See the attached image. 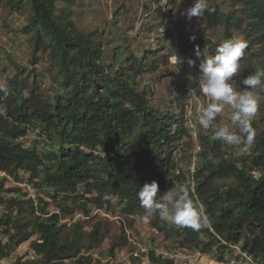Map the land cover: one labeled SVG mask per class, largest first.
Returning a JSON list of instances; mask_svg holds the SVG:
<instances>
[{"label": "trees", "instance_id": "trees-1", "mask_svg": "<svg viewBox=\"0 0 264 264\" xmlns=\"http://www.w3.org/2000/svg\"><path fill=\"white\" fill-rule=\"evenodd\" d=\"M77 3L0 0L1 30L21 37L30 48L28 66L9 59L11 70L6 71L5 85H0V173L16 183L25 182L34 193L31 199L21 187L4 189L6 178L0 177L4 208L0 261L30 242L39 258L13 264H92L87 254L104 240L100 221L85 230L84 223L97 218L94 211L149 215L137 192L152 181L159 186L157 199L173 189L171 154L176 148L183 150L184 137L190 143L184 145L193 146L183 127L184 114L151 106L140 86L142 76L155 74L156 80H163L172 75L160 68L169 57L157 52L164 39L139 53L126 48L121 58L114 49L106 60L104 31H81L71 20V8ZM207 4L213 11L196 18L195 37L180 33L182 52L193 59L197 48L213 54L238 32L248 41L242 76L264 70V0H228L226 11L214 1ZM13 23L17 25L11 27ZM218 27L223 28L224 39L219 42L210 35ZM188 65L179 63L176 68L196 66ZM189 75L182 78L183 88L188 84L197 88ZM184 95L181 91L172 104L184 102ZM219 122L217 115L215 123ZM252 127L253 146L241 156H236L233 146L213 141L211 129L199 130L192 189L189 169L176 177V189L187 188L194 200L206 206L208 227L179 228L149 215L151 226L167 238L178 239L181 247L197 249L211 259L224 260L237 244L257 264H264V109ZM30 134L35 139L27 143ZM190 162L188 157L187 165ZM75 215L84 220L70 226L60 222ZM124 245L122 237L109 254Z\"/></svg>", "mask_w": 264, "mask_h": 264}, {"label": "rangeland", "instance_id": "rangeland-1", "mask_svg": "<svg viewBox=\"0 0 264 264\" xmlns=\"http://www.w3.org/2000/svg\"><path fill=\"white\" fill-rule=\"evenodd\" d=\"M156 1L158 0H78L77 5L71 8V20L78 30L104 31L103 56L106 60L110 59L114 49H116L115 51L118 53L117 58H121L124 56V50L126 48L130 50L133 49L135 53H139L149 46L151 48L154 47L158 42H160V39H164L162 40L163 43L160 42V48L157 52L159 55H169V57L167 63L165 65H161L160 68L167 69L170 73H172V75L163 80H156L155 74L142 76L139 80L140 86L142 89H146L151 106L161 109L163 112L167 113L184 114V104L186 99H196L188 97L189 90L193 89L194 87L188 84L185 85V88H183V81L180 85L175 86L177 83H175L174 79L176 76L179 78H186L190 74V80L192 83H196L195 85L197 87L200 76L197 59H193L189 55H186L182 52V41L180 40V33L183 37H195V25L197 17H193L191 20H188L184 15H182V13L192 5L193 0H165V7L167 9L166 17H161V11L160 8H157L158 6L152 8V4ZM211 1L216 2L222 11H226L228 9V0H207V3ZM61 6L62 3H59L58 7ZM151 9H153L152 13L149 14ZM166 23L174 25V32L170 30H167L165 33L158 32V29L156 28ZM16 25L17 23H13L11 27H15ZM211 33L212 34L210 35H212L214 41L219 42L224 40L222 27L211 30ZM160 35H164V38H162ZM232 37H240V35L238 32H234ZM9 59L11 61L17 62L20 65L28 66V61L30 60V48L24 39L14 35V33L2 31L0 28L1 86L5 85V78L8 72L11 70ZM189 59L193 60L195 62L194 64H196L194 68L189 69L190 71L186 69L181 70L179 67L176 68L179 63L187 62ZM39 67H42V65ZM188 67L191 66L188 65ZM243 78L244 77L242 74H239L233 79H235L237 83H240ZM242 88L243 85H241V89ZM181 91H184L185 93L184 102L172 104L174 99ZM207 102L208 100L206 97L199 95L197 104L192 109V113L197 111V120L199 108L205 105ZM262 109H264V97H260L257 112L253 117L252 122H258ZM230 114V108H226L223 112L218 114V117L220 118L219 124L221 126L230 122ZM259 125L262 127L260 123ZM185 130L187 132V129ZM199 130L206 132L209 129L205 131L197 124L196 132L198 133ZM188 135L192 140V136L190 134ZM34 139L35 135L30 134V136L26 138L25 142H33ZM188 141L189 139L184 137L181 142L183 143V150L182 148H176L173 151L177 152L179 155V163L181 164L180 173L182 171L184 175L187 173V170L192 167V165L194 168V165L197 162V154L199 151L198 143H196V149V145L193 140V146L191 149L184 145V143L188 144ZM233 147L236 156H241L246 153V151L241 150L242 146ZM188 157L191 158L190 165H187ZM254 176H256V174H254ZM0 177L6 178L4 189L21 187V189L27 193L28 198L34 199L32 188L29 187V185H27L25 182L16 183L3 172L0 173ZM23 178H25V175H23ZM186 179L187 177H184L183 181L186 182ZM187 181L190 185L191 180L188 178ZM176 188L177 187L173 186V189L171 190H176ZM5 196L8 197V195ZM3 211L4 208L0 206V213ZM48 211L52 212L53 209L49 208ZM94 214L97 215V218L88 223L85 222V230H88L95 222L100 221L99 223L101 225V230L104 233V240L93 252H90L91 255L97 256L96 260L92 258V264H108L106 260L114 255V251L116 249H120L125 252L131 250V246L127 240L128 237L132 241L138 242L139 244L148 245L149 243H152L157 246V248H166L178 251L186 249L190 254L199 252L197 249L181 247L179 245L178 239L167 238L162 232H159L158 237L152 235L151 228L154 227L150 224L151 217L149 215L144 217H132L125 216L122 213H118L116 211L104 213L103 211L99 210H95ZM78 219L84 220L81 215H75L72 218L60 220V222L70 226ZM122 237L124 238L125 245L116 246L117 248L114 249L113 253L109 254V248L112 245H117ZM33 239L34 237L31 238V241ZM29 243L30 242H24L14 249V251L10 254L12 257L10 260H8L9 263L13 264L17 260H20V262L33 260L31 258L33 256V251L30 249ZM86 253L87 252H83L84 255H86Z\"/></svg>", "mask_w": 264, "mask_h": 264}, {"label": "clouds", "instance_id": "clouds-1", "mask_svg": "<svg viewBox=\"0 0 264 264\" xmlns=\"http://www.w3.org/2000/svg\"><path fill=\"white\" fill-rule=\"evenodd\" d=\"M213 11L208 7L207 0H193L182 15L188 20L202 16L205 11ZM248 48V41L243 37H232L224 40L210 54L195 50L200 60L198 87L189 90L188 97L199 98L203 95L208 102L199 108L197 124L212 130L211 139L229 146H242V151H249L255 139L252 120L260 102V94H264V70H257L237 83L234 77L243 73L242 57ZM189 66L194 61H187ZM241 85L243 88L241 89ZM226 108L231 109L230 122L223 126L215 123L218 114ZM159 186L156 181L145 183L137 192L141 207L149 215H158L164 222L179 228H191L199 231L210 224L206 215V206L194 200L185 187L168 190L159 199Z\"/></svg>", "mask_w": 264, "mask_h": 264}, {"label": "built area", "instance_id": "built-area-1", "mask_svg": "<svg viewBox=\"0 0 264 264\" xmlns=\"http://www.w3.org/2000/svg\"><path fill=\"white\" fill-rule=\"evenodd\" d=\"M161 1V0H159ZM163 17V13L161 15ZM182 79L181 77H177L174 79L175 83L178 80ZM197 104V99H186L184 104V123L183 126L187 129V133L192 136V140L196 145L197 149V127L193 128L192 125L196 123L197 120V111L192 113L193 107ZM196 118V119H195ZM195 121V122H194ZM203 129V128H202ZM205 130V129H203ZM208 130V129H207ZM206 131V130H205ZM171 159L175 164V169L173 171L172 177V185L174 187H178V182L176 181V177L180 175L181 164L179 163V155L177 152H173L171 155ZM179 163V164H178ZM188 178L191 180L190 187H193L192 173H193V165L189 169ZM31 196V195H29ZM151 233L155 237L159 236V231L156 228H151ZM216 238L220 240L217 236ZM128 243L130 244L131 250L125 252L120 249H116L114 251V255L109 257L106 262L108 264H154V259L159 260H167L172 264H257L251 256H249L245 251H243L239 245H232L230 247L231 253L224 260H214L211 259L200 252L195 254H190L186 249L182 250H170L166 248H157L152 243L139 244L138 242L132 241L129 237L127 238ZM91 258L96 260L97 256H93L89 254ZM12 255L8 258L0 261V264H11L8 260H10ZM33 260L38 259L39 257L35 255L33 252V256L31 257Z\"/></svg>", "mask_w": 264, "mask_h": 264}, {"label": "bare ground", "instance_id": "bare-ground-1", "mask_svg": "<svg viewBox=\"0 0 264 264\" xmlns=\"http://www.w3.org/2000/svg\"><path fill=\"white\" fill-rule=\"evenodd\" d=\"M155 6H158L157 8H160L161 15L163 13V16L166 17V15H167V9L165 7V0H161V1L158 0V1H156L155 3L152 4V8H155ZM152 10L153 9H151V12L149 14L152 13ZM165 22H166V20H165ZM167 30H170V31L174 32V25L173 24H169V23L162 24L160 26V28L158 29V32L165 33V32H167ZM156 46H157V44L154 47H152V48H155ZM182 80L183 79H180L175 86L180 85L182 83Z\"/></svg>", "mask_w": 264, "mask_h": 264}]
</instances>
